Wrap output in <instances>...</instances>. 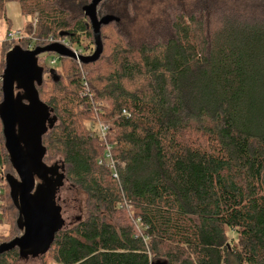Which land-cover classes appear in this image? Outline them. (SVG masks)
<instances>
[{
  "label": "trees",
  "instance_id": "16d2710c",
  "mask_svg": "<svg viewBox=\"0 0 264 264\" xmlns=\"http://www.w3.org/2000/svg\"><path fill=\"white\" fill-rule=\"evenodd\" d=\"M157 1H103L98 16L116 21L101 28L100 59L59 58V69H44L37 89L56 119L43 137L44 163L60 160L48 178L58 189L63 176L86 196L78 225L58 233L46 255L53 264H264V10L205 0L192 14L137 23L143 2ZM11 2L30 19L17 42L24 50L68 43L92 55L83 10L91 0H0L9 29ZM13 44L7 36L0 44V105ZM107 154L115 169L99 164ZM8 177L17 175L2 128L0 182L16 238L22 221ZM21 259L16 249L0 264Z\"/></svg>",
  "mask_w": 264,
  "mask_h": 264
},
{
  "label": "water",
  "instance_id": "95a60500",
  "mask_svg": "<svg viewBox=\"0 0 264 264\" xmlns=\"http://www.w3.org/2000/svg\"><path fill=\"white\" fill-rule=\"evenodd\" d=\"M103 1L91 0L83 9L93 29L95 51L92 55L77 56L61 44L32 50L17 46L6 55L1 77L3 101L0 105V121L5 149L17 175V178L8 177L7 183L20 213L22 235L1 244L0 257L16 249L20 251L22 259L46 255L56 235L66 227L62 209L56 203V194L63 186L64 177H61V183H57V189L49 182V169L44 163L46 149L43 137L53 129L56 119L51 118L48 108L40 100L37 87L43 84L45 70L39 64V57L54 54L85 65L97 62L104 49L101 28L116 21L114 16L99 18L98 7ZM18 91H22L24 97L17 94ZM37 179L51 188V192L40 191Z\"/></svg>",
  "mask_w": 264,
  "mask_h": 264
},
{
  "label": "rangeland",
  "instance_id": "374dc122",
  "mask_svg": "<svg viewBox=\"0 0 264 264\" xmlns=\"http://www.w3.org/2000/svg\"><path fill=\"white\" fill-rule=\"evenodd\" d=\"M203 1L205 0H185V3H184L185 6L182 8L175 5L177 3L176 0H166L164 2L158 0L157 2H154L153 4L151 3L149 6H145L144 3L146 2H143V6H141L139 9L140 15L139 14L137 15L135 13L136 21L140 25H144V26L154 21H158V24L164 23L165 21L172 19L170 14L165 15V12L176 13V11H180L179 14L177 13L176 14L177 15L192 14L194 9H191V8L195 6L196 2H201L202 4ZM206 1H209L211 6L213 4L214 6H217L216 8L223 9V10L234 9V8L238 10L240 9L264 10V0H206ZM145 7L147 8L149 14H146ZM174 13L172 14V16H174ZM99 16L100 18H104L110 15H107L106 12L104 13L100 12ZM18 17L22 19V22L24 25V28L22 30L23 32L25 27L29 24L30 19L24 18L21 15ZM13 23L15 24L14 21ZM10 30L11 29H9L5 20L0 18V44L5 42V39L8 33L15 32L14 30L13 31H10ZM85 44H88V42L85 41ZM13 45H14V48L19 46L22 49H24L23 44L20 45L17 42H14ZM91 47L92 46H90V49ZM94 51L91 50L90 53L93 54ZM84 52L88 53V51H84ZM54 58H57V55H54V54L41 55L39 57V64L44 69L45 68L46 69H59L60 63L57 64L56 66L50 65L51 61ZM58 60H59V57H58ZM44 79H45V76H44ZM88 125H91V124H88ZM92 126L95 127L94 129H96V131H98L97 126L95 125H92ZM0 133L2 134L1 124H0ZM57 163L60 164L59 159H56L52 162H47L46 166L50 168V167H53ZM1 182H0V185L2 186L3 196L1 199L2 206L0 207V244H3L4 242L7 243L8 241L15 238V236L17 235V229H16L15 220L14 222H12L10 220L9 215L6 213V210H5L7 207L6 205H7L8 200L10 201L9 189L7 188V184L4 180H2ZM40 182L42 181H39L37 179V184ZM57 195L58 196L56 197V202H57V205L61 207L62 209L63 219L66 222L65 229L75 227L76 225H78V223L80 222V219L82 218V215H83L82 213H83V210L86 204V196L67 181L63 182V186L58 190ZM18 264H53V261L51 260V257L49 255H46L43 257L29 256L24 259H21L18 262Z\"/></svg>",
  "mask_w": 264,
  "mask_h": 264
},
{
  "label": "built area",
  "instance_id": "2783aa9c",
  "mask_svg": "<svg viewBox=\"0 0 264 264\" xmlns=\"http://www.w3.org/2000/svg\"><path fill=\"white\" fill-rule=\"evenodd\" d=\"M37 20H38V18L37 17H34V25L37 23ZM22 32H20V31H15V32H10V33H8V35H7V40L8 41H13V42H19L21 39H22V34H21ZM61 45H64V46H66L67 48H69V49H71L72 51H74L75 53H76V55L77 56H83L82 55V52H80V51H77L76 49H74V48H71L70 46H69V44L68 43H61ZM33 49V48H32ZM31 49V50H32ZM58 64V56H57V58H54L52 61H51V63H50V65L51 66H56ZM106 130H107V128L105 127V126H100L99 128H98V133H99V135L101 136V137H104L105 136V133H106ZM99 164L100 165H106V166H108L109 168H111V169H115V166L117 165L112 159H111V157H110V155L109 154H107L104 158H102V159H100V161H99ZM120 167L122 168V169H125V167H126V164L125 163H121L120 164ZM114 176L115 177H117V173H115L114 174ZM2 195V188H0V196Z\"/></svg>",
  "mask_w": 264,
  "mask_h": 264
},
{
  "label": "crops",
  "instance_id": "0c3cea01",
  "mask_svg": "<svg viewBox=\"0 0 264 264\" xmlns=\"http://www.w3.org/2000/svg\"><path fill=\"white\" fill-rule=\"evenodd\" d=\"M9 4H7V18L10 21V31L14 30L16 32H22L24 25L22 19L18 17L20 15L22 16L20 4H18L17 2H11V4ZM13 21L15 22V24L13 23Z\"/></svg>",
  "mask_w": 264,
  "mask_h": 264
},
{
  "label": "flooded vegetation",
  "instance_id": "af4514ba",
  "mask_svg": "<svg viewBox=\"0 0 264 264\" xmlns=\"http://www.w3.org/2000/svg\"><path fill=\"white\" fill-rule=\"evenodd\" d=\"M49 182H51V181H49ZM58 193V192H57ZM58 195L56 194V197H57ZM57 203V202H56Z\"/></svg>",
  "mask_w": 264,
  "mask_h": 264
}]
</instances>
